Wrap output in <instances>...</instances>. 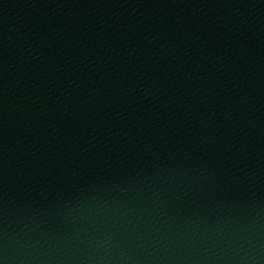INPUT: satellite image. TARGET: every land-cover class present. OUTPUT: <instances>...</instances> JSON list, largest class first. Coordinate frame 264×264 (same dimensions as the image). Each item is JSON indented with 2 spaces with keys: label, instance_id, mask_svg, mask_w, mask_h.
I'll return each instance as SVG.
<instances>
[{
  "label": "water",
  "instance_id": "1",
  "mask_svg": "<svg viewBox=\"0 0 264 264\" xmlns=\"http://www.w3.org/2000/svg\"><path fill=\"white\" fill-rule=\"evenodd\" d=\"M0 264H264V0H0Z\"/></svg>",
  "mask_w": 264,
  "mask_h": 264
}]
</instances>
